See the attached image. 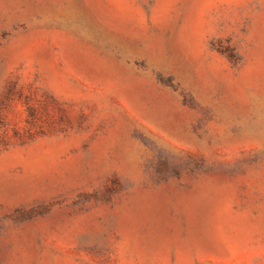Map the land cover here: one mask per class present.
<instances>
[{
    "label": "rangeland",
    "instance_id": "374dc122",
    "mask_svg": "<svg viewBox=\"0 0 264 264\" xmlns=\"http://www.w3.org/2000/svg\"><path fill=\"white\" fill-rule=\"evenodd\" d=\"M0 264H264V0H0Z\"/></svg>",
    "mask_w": 264,
    "mask_h": 264
}]
</instances>
